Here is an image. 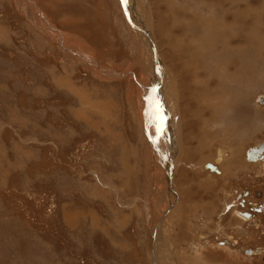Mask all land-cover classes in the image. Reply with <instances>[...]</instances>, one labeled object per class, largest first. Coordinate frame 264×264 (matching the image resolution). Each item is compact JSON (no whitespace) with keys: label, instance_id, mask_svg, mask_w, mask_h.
Masks as SVG:
<instances>
[{"label":"rangeland","instance_id":"rangeland-1","mask_svg":"<svg viewBox=\"0 0 264 264\" xmlns=\"http://www.w3.org/2000/svg\"><path fill=\"white\" fill-rule=\"evenodd\" d=\"M231 9L252 13L264 59V0H0V264H264V154L245 160L264 144V86L243 69L230 109L205 113L215 149L198 151V106L159 30L183 33L192 53L202 31L184 19ZM219 49L205 86L220 81L208 67L231 57ZM197 168L198 186L184 188Z\"/></svg>","mask_w":264,"mask_h":264},{"label":"bare ground","instance_id":"bare-ground-1","mask_svg":"<svg viewBox=\"0 0 264 264\" xmlns=\"http://www.w3.org/2000/svg\"><path fill=\"white\" fill-rule=\"evenodd\" d=\"M222 5H224V4H222ZM206 6H207V4H206ZM223 9H225V8H223ZM242 10L243 9H241L239 11L238 10L233 11V9H231L230 10V11H232L231 13L225 12L224 14L220 15L218 22L215 21V18H207L204 21L202 19V21H200L199 23H197L196 20L192 21L191 16H190L189 20H187V18H185L184 21L186 20L188 22L187 25H189V27H191L192 29H193V27L197 28V29H199V31L201 29V31H202V33L199 34L201 37L199 39H197V36H196L195 40H193L191 42V43L194 42L196 45L194 49H193V47H191L193 49L192 53H191V51H189V49H185L183 46V43H184L183 40L185 39V36L183 33L179 37L175 36V34H174L175 39L177 40V41H175L171 35L173 31H171L170 29H167L163 23L159 26V30L162 31L161 37L164 40L169 41L170 44H168L166 42L167 45H169V47H172L173 54L175 56H177L178 59L181 61V63H182L181 67L185 70V72L188 75V76L186 75L188 77V80H189L188 89L192 88L191 89L192 91H190V94L195 99L196 105L198 106V108L196 109L197 112H196V110L194 112V117H195V120L199 121L203 126H205V123H207V121H208V118L206 117L205 113L211 112L213 115L211 116L210 120H215L218 115H221L222 113L227 112L230 109V107H231L229 105L230 100H227V99H231L232 97H234L232 95H236V94L240 93V89L237 88L235 83L238 80H239V82L242 81L241 71L244 69V71L250 72V74H251L253 71V68H254V61L257 60V63H258V61L261 58L259 50L256 53H254V51H252L255 46L259 45V44L256 45V43H257V40L261 37V34H259L260 32H259V29L256 27V25H254V26L246 25L245 19L251 18L252 13L250 14V11H248V10H244V11H242ZM165 15H167V14H165ZM165 17L166 16H164L163 18L165 19ZM166 18H168V17H166ZM171 18H172V16H171ZM162 19H161V21H162ZM242 20H244L243 24H242ZM173 27L176 28L175 25ZM188 32H190V30ZM190 35H193V30H192V34H190ZM190 35H188V36L190 37ZM245 35H248V37H249L248 43L245 42ZM193 38H194V36H193ZM193 38H191V39H193ZM261 38H263V37H261ZM187 39H188V37H187ZM141 40H142V43L144 44V46L150 47V42L147 38L142 37ZM235 44L237 45V48L239 47L237 52H239V50L243 51V49L247 50L249 48L250 49L252 48V50L248 53L249 56L250 55L253 56L251 62H249V61L247 62L249 67L246 66V63L245 64L243 63V60L239 59V56L241 54L239 53V55L237 56L238 53L236 54V52L233 51V50H236ZM205 45H208L209 47L207 49V52L205 51L206 52V54H205L206 59L203 58V60H202V50H203V47ZM219 47L222 48L224 51L228 50L229 53H231V57L233 55V58H231L229 55H227L225 57L227 62L225 64L224 68H222L219 63H218V65L214 64V66H213L214 70L210 69L208 67L209 71L212 70L213 72L219 74L218 79H220V81H219L220 83H217V85L214 87H213V85H210V87L205 86L201 83V81L203 79L202 75H204V76L207 75V68H206L207 60L211 62L212 61L211 58H213L214 56H217L218 53L220 54L221 50L219 49ZM231 49L233 52H231ZM170 52H172V51L170 50ZM260 52H261V50H260ZM262 52H264V51H262ZM222 53H223V51H222ZM249 56L246 58V60H250ZM217 58L222 59L221 55H218ZM223 61H224V58H223ZM215 88H216V90H214ZM165 89H166V86H163L162 89L157 88V94H156L157 96L155 97V103L157 104V106L159 108H160V102H159L160 100L158 99V97H160V94H163V92L166 91ZM240 107H241V105H240ZM237 115L240 118L244 117L240 112H238ZM234 116H236V114H234ZM234 116L231 115V117H234ZM235 124L237 125V123H235ZM226 135H230V134L227 133ZM241 147H242V145H241ZM241 147H238V148H241ZM240 152H242V151H240ZM232 156H233V158H239L240 154L239 153L236 154V152H235L232 154ZM217 161H218V163L220 162L219 160H217ZM231 161H233V160L231 159ZM232 165L233 164L231 163L229 170L231 168H233ZM234 168H235V163H234ZM223 171L224 170H223V166H222V172ZM217 174L219 175L220 171ZM222 175H224V172ZM239 216H241V218H243L242 220H244V219L248 220V218L242 217L241 213H239ZM252 252L257 253V251H252ZM258 253H260V251H258Z\"/></svg>","mask_w":264,"mask_h":264},{"label":"crops","instance_id":"crops-1","mask_svg":"<svg viewBox=\"0 0 264 264\" xmlns=\"http://www.w3.org/2000/svg\"><path fill=\"white\" fill-rule=\"evenodd\" d=\"M233 2H235V1H233ZM232 2V3H233ZM242 3H244V2H242ZM251 6H252V4H251ZM253 7V6H252ZM256 8V7H255ZM238 11L239 10H241V9H237ZM236 10V11H237ZM244 11V10H243ZM232 12V11H231ZM244 23V20H242V24ZM247 24V23H246ZM244 26V25H243ZM249 26V25H248ZM261 37L258 39V43H257V45L258 46H255L254 48H253V50H252V48L250 49H247V50H245V49H243V52L241 53V55L243 56V57H245L244 58V60H246V58H247V55H248V53L252 50V51H254V52H256V51H258V50H260L261 49ZM234 42V41H233ZM236 45V44H235ZM233 47V46H232ZM259 47V48H258ZM245 50V51H244ZM234 52H236V51H238V48H237V45H236V50H233ZM232 51V49H231V52H233ZM242 50H239V52H241ZM239 52H236V54H237V56L239 55ZM239 56V59H243V57L242 56ZM218 56V55H217ZM213 58H215V59H218L217 57H213ZM214 59V60H215ZM250 62V61H249ZM264 59H261V60H259L258 61V64L259 63H261L262 65H263V67H264ZM242 77V76H241ZM249 78H251L252 80H253V82L256 84V86L258 87V89H260L259 88V83H258V85H257V80L261 83V85L262 86H264V79L261 77V74H260V71L259 72H257V76L256 75H253L252 73L251 74H249ZM257 78V79H256ZM242 80H243V77H242ZM211 83V82H210ZM218 83H220V82H218ZM240 83V82H239ZM217 85V84H216ZM263 96L262 97H258V99H259V101L260 100H263ZM247 99H249L248 101H250V97L249 96H247ZM190 109H188L189 110V113H190V118H191V120L192 121H194L195 120V118H192V115L194 114V112H195V110H193L192 111V109H191V107H189ZM198 122L199 121H196V123H197V125L199 126V127H204L200 122V124H198ZM263 122V121H262ZM260 123V125H261V130H263V132L262 133H264V122L263 123ZM206 124V123H205ZM206 126H208V124H206ZM228 128V127H227ZM242 128V129H241ZM241 128H240V125L238 124V126H237V129H236V131H235V137L238 139V140H240V138L242 137V135H243V133H244V127H243V125H241ZM260 128H259V130H260ZM202 129H204V128H202ZM225 129V128H224ZM204 132V133H203ZM203 132H201V135L197 132V134H195V133H193V134H195L193 137H191L190 139H192L191 141H190V143H196L197 144V150L198 151H202V152H205V153H207V147L209 146L211 149H215V146H214V143H215V141H214V138H212V134H211V131L209 132V130L207 129V127H205V129L203 130ZM260 132V133H261ZM189 138V137H188ZM230 139L232 138V137H229ZM232 139H234V138H232ZM242 139V138H241ZM203 142V143H202ZM185 144V143H184ZM226 144H228V143H226ZM185 145H189V144H185ZM186 149H187V146H186ZM193 150V151H191V150ZM190 149H189V151H191L192 153H195V155H196V158L199 156V152L198 151H196V152H194V149H195V146H194V144H192V146L190 147ZM220 151H222V149L220 150ZM203 154V153H201L202 154V156L204 155V156H210V155H206V154ZM246 158V157H245ZM194 160H196L195 161V163L197 164V159H195L194 158ZM246 160V166L247 165H251L250 163H253L252 164V166L254 165V162H256L257 160H254V161H252V160H248L247 158L245 159ZM249 161H250V163H249ZM231 162H233V161H231ZM255 166V165H254ZM236 168V167H235ZM235 168H233V170L235 169ZM235 171V170H234ZM231 172V171H230ZM239 172L240 171H236L234 174H236V177H237V174H239ZM191 173H193V174H191ZM190 174L188 173V171L185 173H183L182 175V177H181V180H182V182H185L186 184L185 185H187V186H185L184 188H193L194 189V187H197L198 185H197V182L199 181V179H201L202 177H201V175H203L204 174V172H201L198 168L196 169V171L195 172H191ZM213 174V173H212ZM217 173H215L214 175H216ZM188 178V179H187ZM232 177H230L229 176V179H231ZM206 179V181H208L207 180V177L205 178ZM228 179V180H229ZM184 180V181H183ZM194 183H196V185L194 186V187H191L190 185L191 184H194ZM228 184V183H227ZM198 188H200V187H198ZM200 190L202 191L203 190V188H200ZM198 192H199V190H198ZM200 193V192H199ZM199 193H197V196L199 197ZM215 196H216V194H215ZM215 196H213L212 197V200L213 201H215L216 200V198H215ZM210 197H211V195H210ZM217 197V196H216ZM217 201V200H216ZM212 221V220H211Z\"/></svg>","mask_w":264,"mask_h":264},{"label":"water","instance_id":"water-1","mask_svg":"<svg viewBox=\"0 0 264 264\" xmlns=\"http://www.w3.org/2000/svg\"><path fill=\"white\" fill-rule=\"evenodd\" d=\"M263 154H264V144L259 145V147L257 148H251L248 153H247V159L248 160H257V159H263ZM206 167L208 169H210V171L212 172H216L219 173L218 169L216 168V166L212 165V164H207ZM242 217L245 218H250L251 214L249 213H241ZM258 252V251H257ZM253 252L251 250H247L246 254L251 255Z\"/></svg>","mask_w":264,"mask_h":264},{"label":"flooded vegetation","instance_id":"flooded-vegetation-1","mask_svg":"<svg viewBox=\"0 0 264 264\" xmlns=\"http://www.w3.org/2000/svg\"><path fill=\"white\" fill-rule=\"evenodd\" d=\"M263 164H264V162H263ZM236 168H237V167H236ZM218 169H219V168H218ZM213 173L215 174L216 172H213ZM241 205H243V204H241ZM255 208H256V207H254V211H253L254 213L261 212V211L263 210V209L261 210V209H258V208L255 209ZM250 212H252V211H250ZM253 212H252V213H253ZM241 213L243 214V212H241ZM254 213H253V215H254ZM249 214H250V213H249ZM259 214H262V213H259ZM248 219L252 220V215H251V217L248 218ZM250 222H251V221H246V223H250Z\"/></svg>","mask_w":264,"mask_h":264},{"label":"snow or ice","instance_id":"snow-or-ice-1","mask_svg":"<svg viewBox=\"0 0 264 264\" xmlns=\"http://www.w3.org/2000/svg\"><path fill=\"white\" fill-rule=\"evenodd\" d=\"M124 3H127V0H123Z\"/></svg>","mask_w":264,"mask_h":264}]
</instances>
